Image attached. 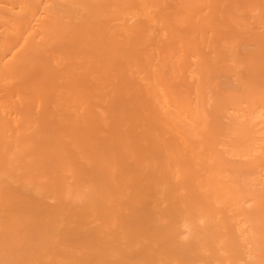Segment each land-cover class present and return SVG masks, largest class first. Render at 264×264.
<instances>
[{"label":"rangeland","instance_id":"1","mask_svg":"<svg viewBox=\"0 0 264 264\" xmlns=\"http://www.w3.org/2000/svg\"><path fill=\"white\" fill-rule=\"evenodd\" d=\"M0 264H264V0H0Z\"/></svg>","mask_w":264,"mask_h":264},{"label":"bare ground","instance_id":"2","mask_svg":"<svg viewBox=\"0 0 264 264\" xmlns=\"http://www.w3.org/2000/svg\"><path fill=\"white\" fill-rule=\"evenodd\" d=\"M88 211V210H87ZM95 212V211H94ZM89 213H90V211H89ZM88 214V213H87ZM96 214H98V213H96ZM58 234V233H57ZM185 250V249H184ZM189 260V259H188ZM84 262V261H83ZM85 263H87V262H85Z\"/></svg>","mask_w":264,"mask_h":264}]
</instances>
